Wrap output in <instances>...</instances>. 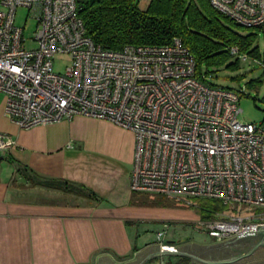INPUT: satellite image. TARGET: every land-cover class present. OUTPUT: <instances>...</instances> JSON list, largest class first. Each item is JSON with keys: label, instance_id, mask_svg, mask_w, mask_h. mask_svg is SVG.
Segmentation results:
<instances>
[{"label": "built area", "instance_id": "built-area-1", "mask_svg": "<svg viewBox=\"0 0 264 264\" xmlns=\"http://www.w3.org/2000/svg\"><path fill=\"white\" fill-rule=\"evenodd\" d=\"M208 1L264 35V0ZM19 8L35 21L28 35L15 24ZM229 52L240 57L237 47ZM58 58L69 60L63 74L54 72ZM0 94L22 130L86 117L129 131L130 191L219 203L225 210L198 224L217 242L264 228V118L240 122V93L198 80L179 39L113 51L86 35L77 0H0ZM13 145L0 134V151ZM242 206L253 212L242 216Z\"/></svg>", "mask_w": 264, "mask_h": 264}, {"label": "crops", "instance_id": "crops-1", "mask_svg": "<svg viewBox=\"0 0 264 264\" xmlns=\"http://www.w3.org/2000/svg\"><path fill=\"white\" fill-rule=\"evenodd\" d=\"M86 131L101 141L89 150L78 140ZM0 134L14 140L0 151V264H137L173 245L141 237L137 225L155 208L129 204L134 151L129 131L86 117L22 130L5 114L0 94ZM63 180L95 196L34 184ZM163 255L169 254L144 264L160 263ZM177 256L192 264L190 257Z\"/></svg>", "mask_w": 264, "mask_h": 264}, {"label": "trees", "instance_id": "trees-1", "mask_svg": "<svg viewBox=\"0 0 264 264\" xmlns=\"http://www.w3.org/2000/svg\"><path fill=\"white\" fill-rule=\"evenodd\" d=\"M77 14L86 35L95 44L113 51L127 45L165 46L179 39L195 61V77L207 84L209 69L224 65L233 57L229 52L231 47H237L240 54H257L251 49L255 34L218 13L208 0H150L144 10L137 7L136 0H77ZM238 60L237 57L231 67H236ZM34 184L84 198L95 196L64 180ZM201 200L198 210L202 221L212 220L215 213L225 210L215 201ZM129 204L172 206L166 197L134 192ZM177 259L179 263L184 260Z\"/></svg>", "mask_w": 264, "mask_h": 264}, {"label": "rangeland", "instance_id": "rangeland-1", "mask_svg": "<svg viewBox=\"0 0 264 264\" xmlns=\"http://www.w3.org/2000/svg\"><path fill=\"white\" fill-rule=\"evenodd\" d=\"M149 2L150 0H136L137 7L141 10L146 9ZM15 24L21 28L24 27L26 35L32 33L35 27V21L28 17L27 10L22 8L16 11ZM252 33L255 34V41L251 49L256 50V56L245 53L246 59L242 60L243 54H240L236 67L231 66L237 57H232L224 65L210 68L207 81L211 85L239 92L238 107L241 112L238 120L242 123L260 124L264 118V35L255 31ZM68 65L69 60L58 58L53 63L54 72L63 74ZM78 140L84 150H89V147L93 146V141L101 143L92 131H86ZM106 147L107 145L104 148ZM148 196L153 197V195ZM169 201L172 202L170 207L145 206L155 208V210L150 217L138 223L141 237L152 242L157 241V235L161 233V240L164 243H173L177 247H182L184 244L213 246L217 243H223L214 240L198 225L202 221L201 213L198 210L201 199L181 198L179 200L169 199ZM240 209L242 216L250 215L253 212L251 208L245 206ZM224 214L232 215L233 213L226 211ZM173 256L174 254L163 255L157 259L160 260V263L157 264H168L169 262L170 264H177L179 262L178 256ZM256 261L240 264H255ZM180 264L189 263L181 261Z\"/></svg>", "mask_w": 264, "mask_h": 264}, {"label": "water", "instance_id": "water-1", "mask_svg": "<svg viewBox=\"0 0 264 264\" xmlns=\"http://www.w3.org/2000/svg\"><path fill=\"white\" fill-rule=\"evenodd\" d=\"M256 236H261L262 237L261 240L258 241L256 239V241H258V243L250 251H248L247 253L241 254L240 256L232 254V255H230V257H228V256L222 254V255H218V257L214 258V259H211V258H199L198 255L196 256L193 251L188 250V246H182V247H180L179 251L162 250V251H159L157 253L150 254V255L146 256L145 258H143L137 264H144L147 259H149L151 257H154V256H157V255H161V254H174V255L176 254V255L188 256V257L191 258V263L192 264H193V261L197 260L198 258L200 260H202L203 262L208 263V264H225L226 262L232 261V260L237 259V258H238V260L235 261L232 264L246 263V262H249V261L260 259V255H261L260 253L255 254V256L251 257L250 259H247L245 257L250 256V254H252L256 249H258L260 247H264V228L260 227V226H257V228L255 230L245 231V233H243V234H241L239 236H236L234 239H231V240L227 241V242H230V241H233V240L235 241V240H241V239H246V238H253V237H256ZM207 247H210V246L191 245V248L194 249L195 251L198 250L199 248H207ZM239 258H241V259H239ZM242 258H245V259H242ZM197 263H199V262H197Z\"/></svg>", "mask_w": 264, "mask_h": 264}, {"label": "flooded vegetation", "instance_id": "flooded-vegetation-1", "mask_svg": "<svg viewBox=\"0 0 264 264\" xmlns=\"http://www.w3.org/2000/svg\"><path fill=\"white\" fill-rule=\"evenodd\" d=\"M261 236H256L253 238H246V239H241V240H233L230 242H226V243H217L216 245L207 247V248H199L198 250L194 251L196 253V255H198L199 258H217L218 255H226L228 257H230V255L234 254V255H241L244 253H247L248 251H250L257 243L258 241L261 240ZM256 239L258 241H256ZM260 253V259H258L256 262H254L255 264H264V247H260L258 249H256L252 254H250V256L245 257L247 259H250L251 257L255 256V254ZM238 256V257H239ZM182 256H178V258H181ZM197 259L195 261H193V264H208L203 262L200 259ZM242 258V259H245ZM241 259V258H239ZM237 259H234L232 261L226 262L225 264H232L235 261H237ZM199 262V263H197Z\"/></svg>", "mask_w": 264, "mask_h": 264}]
</instances>
